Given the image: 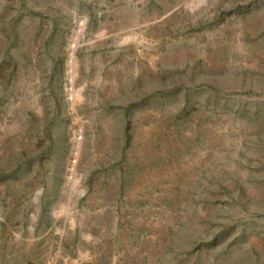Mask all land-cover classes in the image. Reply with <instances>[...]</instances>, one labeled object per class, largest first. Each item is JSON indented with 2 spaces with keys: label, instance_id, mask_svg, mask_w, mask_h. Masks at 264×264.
<instances>
[{
  "label": "rangeland",
  "instance_id": "obj_1",
  "mask_svg": "<svg viewBox=\"0 0 264 264\" xmlns=\"http://www.w3.org/2000/svg\"><path fill=\"white\" fill-rule=\"evenodd\" d=\"M0 264H264V0H0Z\"/></svg>",
  "mask_w": 264,
  "mask_h": 264
},
{
  "label": "bare ground",
  "instance_id": "obj_2",
  "mask_svg": "<svg viewBox=\"0 0 264 264\" xmlns=\"http://www.w3.org/2000/svg\"><path fill=\"white\" fill-rule=\"evenodd\" d=\"M73 49V48H72Z\"/></svg>",
  "mask_w": 264,
  "mask_h": 264
}]
</instances>
